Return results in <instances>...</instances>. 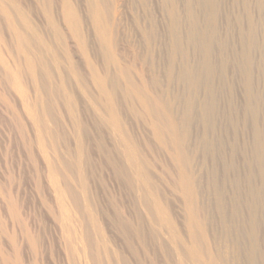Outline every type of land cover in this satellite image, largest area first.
<instances>
[{"label": "rangeland", "instance_id": "374dc122", "mask_svg": "<svg viewBox=\"0 0 264 264\" xmlns=\"http://www.w3.org/2000/svg\"><path fill=\"white\" fill-rule=\"evenodd\" d=\"M257 128L264 0H0V264H264Z\"/></svg>", "mask_w": 264, "mask_h": 264}, {"label": "bare ground", "instance_id": "6f19581e", "mask_svg": "<svg viewBox=\"0 0 264 264\" xmlns=\"http://www.w3.org/2000/svg\"><path fill=\"white\" fill-rule=\"evenodd\" d=\"M103 14L101 12L100 9H96V12H95V15H94V21H95V24L96 26L98 27V30L101 32L102 36L105 38V39H108L109 38V35H110V41H111V34H112V28L110 26L106 27L103 25V21H100L101 18H103ZM216 17V14L212 17V22L215 21V18ZM194 18V21L196 22V17L195 15L193 16ZM211 40H214V36L210 37ZM193 44H197V45H200V46H205V50L207 52L210 53V49H211V46L210 44L204 39V36H203V33H199V34H196L192 37V42ZM23 50H25V48L23 47ZM251 65H248V68L246 70V72L248 74H250L251 72ZM191 71V70H190ZM195 71H192V72H187L183 75V78L187 81H189L194 87H199L200 84H201V81H202V78L200 77L199 74L197 73H194ZM16 75V74H15ZM14 75V77H16ZM18 80V79H17ZM245 85H246V90H247V94H248V104H247V110L249 112H252L253 113V116L255 117L256 113H257V101H258V95L256 93H254V90H253V83L250 79H247L245 81ZM31 112V111H30ZM33 112V111H32ZM32 114V113H31ZM34 114V112H33ZM168 124L173 127L174 123L173 121L169 118L168 119ZM162 132L161 131H157V135L158 136H161ZM263 140H262V136H261V131L259 128L256 129L255 131V141H254V147L256 150H258L259 152H262V149H263ZM259 174L261 176V178L264 179V168L261 166L259 168ZM264 181V180H263ZM181 184L185 190V193L187 194L188 198H189V203H190V206L192 207V209L190 208V225L191 226H194L195 224H198V218L195 214V211L193 209V207L195 206V203L197 201V193H196V188H195V185L193 184L191 178L189 176H183L182 179H181ZM254 193H253V196L256 198V202H254V205H256V203L258 202V193H262V191L260 190H257L256 188H254L253 186H251ZM238 210L240 211V203H235V207H234V211L232 212V218L235 220V218L238 217ZM67 220V219H66ZM77 225V224H76ZM78 226V225H77ZM73 230L75 231L74 227L72 229V231H70V233L72 232L73 233ZM74 234H76V232H74ZM70 236H73V235H70ZM76 236H78L80 239L81 237L76 234L75 235V239H76ZM78 238V239H79ZM68 239H71L72 243L74 242V240H72L73 238H69ZM75 242H77V240H75ZM77 245V243H75ZM80 241H78L79 243ZM71 243V244H72ZM70 244V245H71ZM73 247V244L72 246ZM75 247V246H74ZM193 254L196 255V257L198 258L199 257V253L194 249V248H191ZM76 252V251H75ZM256 259H257V256L256 254L254 253V256H252V261H251V264H256Z\"/></svg>", "mask_w": 264, "mask_h": 264}]
</instances>
